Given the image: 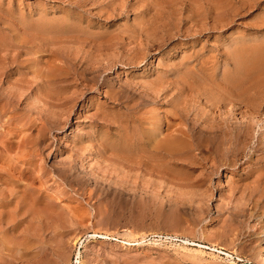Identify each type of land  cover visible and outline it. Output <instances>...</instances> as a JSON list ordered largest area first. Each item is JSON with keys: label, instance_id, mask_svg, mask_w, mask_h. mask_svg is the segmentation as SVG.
<instances>
[{"label": "rangeland", "instance_id": "1", "mask_svg": "<svg viewBox=\"0 0 264 264\" xmlns=\"http://www.w3.org/2000/svg\"><path fill=\"white\" fill-rule=\"evenodd\" d=\"M260 56L264 0H0V264H264Z\"/></svg>", "mask_w": 264, "mask_h": 264}, {"label": "bare ground", "instance_id": "2", "mask_svg": "<svg viewBox=\"0 0 264 264\" xmlns=\"http://www.w3.org/2000/svg\"><path fill=\"white\" fill-rule=\"evenodd\" d=\"M261 58H263L262 60H264V56L262 57V56H260ZM260 59V58H259ZM263 63H264V61H263ZM264 66V65H263ZM142 188V187H141ZM147 188V187H146ZM148 192V191H147ZM152 193V192H151ZM232 215V214H231ZM238 215V214H237ZM263 235V234H262ZM92 238L93 237H97V235L96 234H92V235H90ZM82 243L83 242H81V244H80V247L82 246ZM264 248V247H263ZM264 253V252H263ZM68 263V262H67ZM73 263H76V264H86L85 263V261H84V258H83V256L81 255V251L80 250H78L77 252H76V254H75V259H74V261H73Z\"/></svg>", "mask_w": 264, "mask_h": 264}]
</instances>
